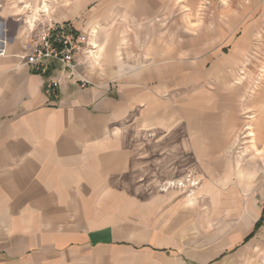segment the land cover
<instances>
[{
  "label": "crops",
  "instance_id": "0c3cea01",
  "mask_svg": "<svg viewBox=\"0 0 264 264\" xmlns=\"http://www.w3.org/2000/svg\"><path fill=\"white\" fill-rule=\"evenodd\" d=\"M89 1L0 0V264H264L262 102L232 81L264 0ZM50 20L88 34L73 73L24 64Z\"/></svg>",
  "mask_w": 264,
  "mask_h": 264
},
{
  "label": "built area",
  "instance_id": "2783aa9c",
  "mask_svg": "<svg viewBox=\"0 0 264 264\" xmlns=\"http://www.w3.org/2000/svg\"><path fill=\"white\" fill-rule=\"evenodd\" d=\"M33 31L35 27H32ZM86 36L68 22L50 20L44 27L35 30L30 37V50L23 56L24 64L42 76L47 75L54 63L62 70L73 73L79 64V55L85 48ZM0 49V54H4ZM59 81H51L47 93L51 97L58 94Z\"/></svg>",
  "mask_w": 264,
  "mask_h": 264
},
{
  "label": "rangeland",
  "instance_id": "374dc122",
  "mask_svg": "<svg viewBox=\"0 0 264 264\" xmlns=\"http://www.w3.org/2000/svg\"><path fill=\"white\" fill-rule=\"evenodd\" d=\"M148 1V0H143ZM212 0H202L201 5L202 8L203 6H207ZM217 1H221V0H215ZM47 2L49 3V12L51 13V11H53L54 9V3L56 2V0H47ZM90 2V8L91 7H98V6H103V5H111V4H116V10L117 9H121L122 7L119 5L120 3H124L127 2V4H138V0H93L92 2ZM182 0H176V5L179 4L178 8L182 7ZM89 5V4H88ZM50 7L52 9H50ZM48 9V7H47ZM67 7L64 6L63 7V11H67ZM65 11V12H66ZM86 8L85 11L86 12ZM45 11V9L42 11ZM115 18L117 19V15L115 16ZM86 19H84L82 21L83 24H85ZM242 29V28H241ZM84 35L86 36V44H85V48L82 50L81 54L85 52V50L88 49L89 43H88V34L84 33ZM229 49L230 47H228L226 45L225 47V51H224V56L227 57L229 56ZM252 56H254V58H251V60H247L246 58L239 60V69L236 71L235 75H233V79L232 81L237 84L240 89H241V93L242 96L244 98H251L254 96L255 99L259 98V100L262 102L261 106H259L257 108V110L250 112V115H255V117L250 118V122L248 123V125L250 127L254 126V121L260 117L261 119L264 120V43H256L255 44V53L252 54ZM253 67L254 70H248V68ZM247 125V126H248ZM254 129H244V131L242 132V134L240 135L239 138V142L238 145L240 146H254L256 145V142L254 141V136H252ZM179 189V187H178Z\"/></svg>",
  "mask_w": 264,
  "mask_h": 264
},
{
  "label": "trees",
  "instance_id": "16d2710c",
  "mask_svg": "<svg viewBox=\"0 0 264 264\" xmlns=\"http://www.w3.org/2000/svg\"><path fill=\"white\" fill-rule=\"evenodd\" d=\"M264 222V211L262 213L261 218L258 220V222L256 223V229L259 228V226Z\"/></svg>",
  "mask_w": 264,
  "mask_h": 264
}]
</instances>
